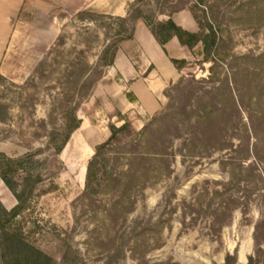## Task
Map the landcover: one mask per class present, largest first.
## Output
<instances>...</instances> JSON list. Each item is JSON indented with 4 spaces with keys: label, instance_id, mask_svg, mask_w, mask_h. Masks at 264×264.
I'll return each instance as SVG.
<instances>
[{
    "label": "rangeland",
    "instance_id": "1",
    "mask_svg": "<svg viewBox=\"0 0 264 264\" xmlns=\"http://www.w3.org/2000/svg\"><path fill=\"white\" fill-rule=\"evenodd\" d=\"M61 1L71 2V6L58 4ZM75 2L25 1L19 21H34L41 60L47 57V61L27 84L14 85L9 79L0 84V99L10 113L8 122L0 123V152L19 157L31 149H44L28 165L41 172L43 179L36 184L28 208L17 218L29 240L58 264H74L77 256L86 264H224L228 253L237 256L236 264H248L249 256L254 257V264H264V115H259L264 112V0H211L212 7L207 9L220 32V57H226L217 70L223 76L232 68L240 69L234 77L245 106L239 127L229 129L234 149L191 156L183 149L184 139H175L172 171L153 179L137 194L133 210L115 219L107 215L115 192L95 195L93 201L82 193L95 146L110 136L111 123L121 125L124 120H120L121 111L109 104L111 98L94 95L95 88L88 98L75 97V80L80 77L84 57L81 51L91 63L97 62L105 46L113 43V30L109 31L108 19L78 18ZM87 9L112 15L105 5L81 10ZM144 9L157 12L158 6L148 0ZM202 59L203 55L197 56L183 76L208 78L212 63ZM189 89L187 81L180 88L171 86L173 98L166 97L159 111L170 102L171 111L183 117L187 101L179 97ZM74 98L81 101L78 114L88 121V130H76L74 136L80 140L56 157L46 147V129L60 122L62 108ZM249 114L260 142L248 130ZM153 117L146 118L140 128L133 125L134 129L142 130ZM173 118L170 114L166 122L172 123ZM225 121L221 117L220 122ZM25 177V171L15 174L18 184ZM0 199L8 209L17 204L1 177ZM2 235L0 229V239ZM137 238L139 245L132 251V241ZM119 245L123 251H117Z\"/></svg>",
    "mask_w": 264,
    "mask_h": 264
},
{
    "label": "trees",
    "instance_id": "2",
    "mask_svg": "<svg viewBox=\"0 0 264 264\" xmlns=\"http://www.w3.org/2000/svg\"><path fill=\"white\" fill-rule=\"evenodd\" d=\"M146 1L148 0H135L130 3L126 16L95 14L90 9L77 12V17L81 20L108 19L109 31L113 30L110 36L113 43L105 46L95 63L88 60L84 50L81 51L84 57L80 77L75 80L77 87L75 97L81 96L85 99L90 96L102 78L104 69L114 64L121 41L134 37L139 19L145 21L162 46L174 36L191 49L202 43L201 61L210 62L212 65L208 78L200 80L193 74L190 79L182 76L165 90L166 97L172 100L170 87L180 88L184 82H188L190 86L188 93L179 97L189 103L185 102L183 106L181 111L183 117L178 118L175 112L171 111L173 107L169 102L162 111L154 114L152 120L145 124L142 130L136 131L131 120L120 112V120L124 122L121 125L111 123L110 136L95 146V152L87 163L82 197L93 201L95 195L115 192L117 195L110 202L107 214L113 219L132 211L137 202V194L143 192L154 181L153 179L168 175L172 171L171 158L176 156L173 150L175 139H184L183 149L191 156L203 157L211 154L214 149H234L233 142L229 141V129L231 127L237 129L243 121L245 99L234 77L240 73V69L232 68L233 71L225 72L223 76L217 70L220 61L226 60V57H220V32L208 15L207 9L212 7L211 0H149L157 3V12L146 11L144 9ZM183 9L191 11L199 24L198 32L185 30L173 20L172 15ZM199 12H202V15ZM158 14H168L170 17L167 20H160ZM46 61L47 57L40 61L33 75L26 80V84L32 80L34 74L43 70ZM172 62L179 70L188 66L186 60L172 59ZM3 81L9 82L8 78L0 73V84ZM203 82H209V85H204ZM11 84L16 85L15 82ZM80 104L81 101L75 98L68 99V105L62 108L60 122H54L50 130L46 129L48 138L46 147L56 157L62 154L74 132L82 125V118L78 114ZM170 114L174 115V118L169 124L166 119ZM259 115L262 118L264 112ZM9 116L8 108L0 99V123H7ZM221 117L226 118L224 124L220 122ZM252 119V114L251 116L249 114L251 124L248 130L252 131L256 140L260 142L258 128ZM44 126L47 127L46 120ZM43 151V148L31 149L19 157L0 152V177L17 199V204L11 209H8L0 199V229L3 231L0 239L1 264H58L55 258L29 240L22 220L17 219L28 208V202L35 195L36 184L43 179L41 172H35L28 166L35 155ZM19 171L26 173L22 184L15 180V174ZM132 242L130 249L134 251L139 245V239H133ZM122 249L121 245L117 247V251ZM236 263L237 256L228 253L224 264ZM74 264L86 263L77 256ZM248 264H254L253 256H249Z\"/></svg>",
    "mask_w": 264,
    "mask_h": 264
},
{
    "label": "crops",
    "instance_id": "3",
    "mask_svg": "<svg viewBox=\"0 0 264 264\" xmlns=\"http://www.w3.org/2000/svg\"><path fill=\"white\" fill-rule=\"evenodd\" d=\"M133 1L77 0L73 9L80 11L92 5H105L107 13L126 16ZM70 3L58 2L63 6H71ZM24 5L25 0H0V73L15 83H24L33 75L43 54L39 36L34 35V21H19ZM169 17L168 14H158L160 20ZM172 18L185 30H200L188 9L175 12ZM202 49V43L191 49L176 36L162 46L145 21L139 19L134 37L121 41L114 64L105 69L95 86L94 95L111 98L109 104L117 107L132 120L135 127L140 128L146 118L162 108L166 99L165 90L187 73L188 66L201 56ZM172 59L186 60L188 66L179 70ZM79 129L87 131L88 121L84 119ZM74 134L67 147L80 140Z\"/></svg>",
    "mask_w": 264,
    "mask_h": 264
},
{
    "label": "bare ground",
    "instance_id": "4",
    "mask_svg": "<svg viewBox=\"0 0 264 264\" xmlns=\"http://www.w3.org/2000/svg\"><path fill=\"white\" fill-rule=\"evenodd\" d=\"M240 258L242 259V261L245 260L244 254Z\"/></svg>",
    "mask_w": 264,
    "mask_h": 264
}]
</instances>
